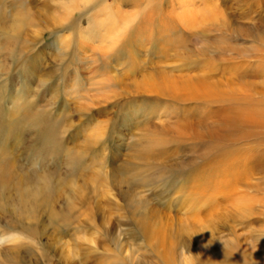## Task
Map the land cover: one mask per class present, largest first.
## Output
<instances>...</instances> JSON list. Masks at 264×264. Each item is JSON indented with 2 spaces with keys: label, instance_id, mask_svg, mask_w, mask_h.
<instances>
[{
  "label": "rangeland",
  "instance_id": "rangeland-1",
  "mask_svg": "<svg viewBox=\"0 0 264 264\" xmlns=\"http://www.w3.org/2000/svg\"><path fill=\"white\" fill-rule=\"evenodd\" d=\"M262 31L264 0H0V164L40 191L0 264H264Z\"/></svg>",
  "mask_w": 264,
  "mask_h": 264
},
{
  "label": "bare ground",
  "instance_id": "bare-ground-1",
  "mask_svg": "<svg viewBox=\"0 0 264 264\" xmlns=\"http://www.w3.org/2000/svg\"><path fill=\"white\" fill-rule=\"evenodd\" d=\"M148 1H152V0H148ZM154 1L160 3L162 0H154ZM31 2H33V1H31ZM26 3H28V2H26ZM253 6H254V4H253V2H251V5H250L251 13L255 12V9L253 8ZM257 7H255V8H257ZM256 11H258V10H256ZM22 17H23V19L27 18V13L24 12ZM250 19L252 20L253 17L251 16ZM255 25L256 24L253 23V26H255ZM16 26H19V25L17 24ZM162 37H163V42H166V40L164 39V37H165L164 33L162 34ZM254 39H256L257 41L262 43V45L264 47V31L255 34ZM195 40L198 41V38H195ZM2 53H4V51H2ZM256 58L258 59L259 63L264 64V56H258ZM261 67L262 66L257 67V68L255 67L256 73L258 75L256 73L255 74H256L257 78L262 75V78L264 81V67H262V68ZM239 113H241V112H239ZM241 114H243V113H241ZM250 119H252V124L256 127V129H258L259 131H261V130L264 131V98H258V97L256 99L252 98L251 118ZM229 120H231V119H229ZM260 137H262V136H260ZM259 155H260V157H258V158H260V159L257 161L258 164L264 163V151H263V149H261V152ZM2 165L0 164V185L2 184V187L0 188V228H5L8 230H17L20 232V234L25 235L27 238L34 237L35 236L34 235L35 229L30 227L31 226L30 220L32 219L31 218L32 212L35 209L39 208L37 205L38 204V198L37 197L40 195L39 188L28 186L29 185V178L25 177V175L22 173L21 170H16L14 167H11L12 165H10L9 167H4L5 165L4 166H2ZM9 183L13 184L12 188L14 191V195L7 196V195H5L4 190L6 189V185H9ZM47 200L49 201V199H47ZM50 213L51 212H49V215L51 216L50 220L53 221L54 217ZM1 224H2V226H1ZM20 261H21V258L16 253H11V254L4 253L1 257V263H3V264H20Z\"/></svg>",
  "mask_w": 264,
  "mask_h": 264
}]
</instances>
